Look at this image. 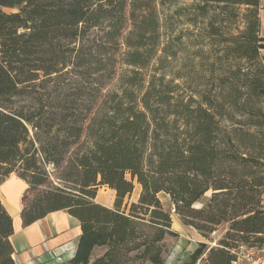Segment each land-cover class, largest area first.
Wrapping results in <instances>:
<instances>
[{
    "label": "trees",
    "instance_id": "trees-1",
    "mask_svg": "<svg viewBox=\"0 0 264 264\" xmlns=\"http://www.w3.org/2000/svg\"><path fill=\"white\" fill-rule=\"evenodd\" d=\"M180 1L0 0V183H27L23 225L57 210L78 219L66 264H164L169 210L203 237L181 264L264 247V5L186 0L178 15L220 52L200 46L196 73L169 76L161 63L182 40L162 42L159 7ZM12 233L0 201V264H17Z\"/></svg>",
    "mask_w": 264,
    "mask_h": 264
},
{
    "label": "crops",
    "instance_id": "crops-1",
    "mask_svg": "<svg viewBox=\"0 0 264 264\" xmlns=\"http://www.w3.org/2000/svg\"><path fill=\"white\" fill-rule=\"evenodd\" d=\"M261 3L264 5V0H261ZM26 188L27 183L16 173H10L0 183V201L13 223V233L9 238L14 249L15 262L17 264H66L75 254L81 235L80 222L65 210H57L33 223L23 225L21 199ZM109 190L114 197V191ZM96 202L108 207L112 206L102 201ZM96 248L98 247L92 251V257L102 252L98 253Z\"/></svg>",
    "mask_w": 264,
    "mask_h": 264
},
{
    "label": "rangeland",
    "instance_id": "rangeland-1",
    "mask_svg": "<svg viewBox=\"0 0 264 264\" xmlns=\"http://www.w3.org/2000/svg\"><path fill=\"white\" fill-rule=\"evenodd\" d=\"M190 2L189 1H180L177 5H165L163 7H159V19L161 23V34H162V42H170L173 44L179 36L182 40V51L179 53V59L177 60H166L161 63V72H165L169 76L179 72L180 74L188 75L194 72L197 69L195 66L196 58L195 53L198 51L199 47H203L205 55H214V52H220V45L218 44L217 38L213 40L215 46L211 47L209 45L210 41L204 38V32L202 33L201 25L192 26L186 22V18L183 15H178L177 11L180 9L183 13H186V9L188 8ZM176 9H178L176 11ZM263 15V14H262ZM263 17V16H262ZM193 33H197V41H200L201 44H197L193 42V40H189ZM264 35V30L261 32ZM202 36L203 38H201ZM178 48V45H175ZM182 54V55H180ZM261 54L264 55V50H261ZM210 56V57H211ZM149 71V70H148ZM264 101V100H263ZM264 105V103H263ZM139 194V186H136L132 192V194L125 198L126 202H133L137 199ZM113 194L107 187L100 186L97 189L95 200L99 202H104L109 205L112 204ZM160 200L165 209L169 210L170 203L168 197L160 194ZM171 214V229L175 232V236H166L164 238V243L167 247V252L164 256V264H181L184 260L187 259L189 253L196 247L199 241L203 240V237L193 228L184 226L180 223L177 216L173 213L172 210H169ZM226 228L225 224H222L217 227L216 231L210 235V239L212 241H216L221 237L224 230ZM264 249V248H262ZM96 251L99 253L102 251V248H96ZM254 254H262L261 251L253 250ZM96 253V252H95Z\"/></svg>",
    "mask_w": 264,
    "mask_h": 264
},
{
    "label": "built area",
    "instance_id": "built-area-1",
    "mask_svg": "<svg viewBox=\"0 0 264 264\" xmlns=\"http://www.w3.org/2000/svg\"><path fill=\"white\" fill-rule=\"evenodd\" d=\"M253 250L261 251L262 254H254ZM237 255L238 259L233 264H264V249H248L244 246H240Z\"/></svg>",
    "mask_w": 264,
    "mask_h": 264
}]
</instances>
